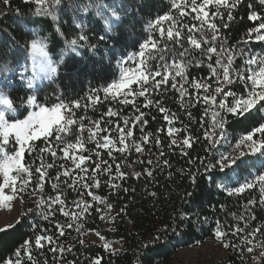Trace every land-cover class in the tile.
<instances>
[{
    "label": "trees",
    "instance_id": "1",
    "mask_svg": "<svg viewBox=\"0 0 264 264\" xmlns=\"http://www.w3.org/2000/svg\"><path fill=\"white\" fill-rule=\"evenodd\" d=\"M262 26L264 0H0V91L19 117L32 97L64 113L22 152L27 209L0 264H173L217 234L220 264H264V98L246 109ZM38 41L57 72L34 93L20 79ZM145 46L144 80L107 94ZM244 136L258 152L224 168L223 142Z\"/></svg>",
    "mask_w": 264,
    "mask_h": 264
},
{
    "label": "rangeland",
    "instance_id": "2",
    "mask_svg": "<svg viewBox=\"0 0 264 264\" xmlns=\"http://www.w3.org/2000/svg\"><path fill=\"white\" fill-rule=\"evenodd\" d=\"M38 5L47 3L49 0H25ZM162 31H160L161 33ZM259 40L264 42V26L261 27ZM145 46L137 56L129 55L117 62L119 76L117 81L106 91L112 97L121 96L122 101L128 100L125 95L133 84L144 80L142 58L147 50ZM42 59L46 61L42 63ZM31 65L25 69L26 73L21 77V83L26 85L34 93L40 90V85L55 77L57 68L53 67L46 52L44 41H38L34 45V53L30 58ZM32 67H41V73L32 72ZM23 67H21L22 69ZM22 73V70H19ZM20 77H18L19 79ZM253 91L246 101V109H252L258 100L264 98V60H255V68L251 71ZM2 81L0 88H7L9 92L13 86L11 80ZM3 91L5 89H2ZM0 91V231L12 227L20 219L27 209L22 198L16 194V180L14 174L22 167V152L32 141L46 136L54 126L63 122V106L54 105L46 107L40 105L35 97H32L23 105L26 113L19 117V111L13 109L5 99V94ZM12 144L17 146L14 154H9L8 147ZM259 150V143L252 136H244L238 143L230 144L224 141L221 149V164L224 168L231 166L239 158L255 154ZM89 240L104 246L106 250L116 252L122 249L118 241H106L98 235L89 234ZM222 234L206 240L198 245H192L180 249L174 257L173 264H220L227 257V246ZM6 264H13L7 262ZM18 264V263H16Z\"/></svg>",
    "mask_w": 264,
    "mask_h": 264
}]
</instances>
